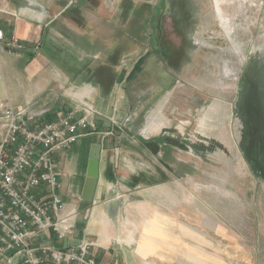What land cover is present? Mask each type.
<instances>
[{
	"label": "rangeland",
	"instance_id": "374dc122",
	"mask_svg": "<svg viewBox=\"0 0 264 264\" xmlns=\"http://www.w3.org/2000/svg\"><path fill=\"white\" fill-rule=\"evenodd\" d=\"M13 4L0 0V8ZM146 5L132 11L126 2L122 14H112L110 21L108 42L115 55L125 56V72L145 57L138 66L143 72L119 84L109 106L122 128L115 137H121V154L129 156L119 176L145 185L156 182L150 172L140 175L148 166L156 168L142 152L151 154L155 147L147 148L143 140L153 141L162 132L173 135L176 149H170L166 160L175 165L171 180L185 183L194 201H203L194 213L209 220L215 214L218 228H225L224 245L239 243L242 261L264 264V94L256 92L254 86L261 83L253 73L264 59V0H224L225 21L215 0H154L152 7ZM99 35L98 30L96 47L86 45L91 54L104 45L110 49L107 38ZM100 141L84 138L60 155L81 157L86 169L90 146ZM112 142L102 158L108 170L117 153V142L107 140ZM90 209L87 203L80 205L79 232ZM232 257L226 254V262Z\"/></svg>",
	"mask_w": 264,
	"mask_h": 264
},
{
	"label": "crops",
	"instance_id": "0c3cea01",
	"mask_svg": "<svg viewBox=\"0 0 264 264\" xmlns=\"http://www.w3.org/2000/svg\"><path fill=\"white\" fill-rule=\"evenodd\" d=\"M11 1L13 6L0 8V30L4 33L0 41V101L34 115L39 125L78 106L89 107L102 116H98L101 129L110 126L108 131L113 130L103 117L112 116L110 102L116 87L143 72L138 66L145 57L125 72V56L115 55L108 42L112 14H122L126 2L133 11L141 4L152 7L154 0ZM98 30L101 38H107L110 49L107 51L104 45L103 52L102 47L91 54L86 45L93 43L96 47ZM108 139L117 142V153L109 170L102 159L105 169L101 165L100 184L94 203L89 204L85 227L97 242L100 264H261L257 260L242 261L239 243L224 245L225 228H218L215 214L209 220L198 211L194 213V206L202 208L203 201H194L191 188L171 180L172 172L159 166L160 150L151 154L142 150L156 168L148 166V171L140 175L150 172L156 182H127L119 176L129 164V156L121 154L117 141L121 137L105 140L102 158L113 144H107ZM61 155L58 162L62 182L81 196L87 167L83 168L81 157ZM226 254H233L231 261L226 262Z\"/></svg>",
	"mask_w": 264,
	"mask_h": 264
},
{
	"label": "built area",
	"instance_id": "2783aa9c",
	"mask_svg": "<svg viewBox=\"0 0 264 264\" xmlns=\"http://www.w3.org/2000/svg\"><path fill=\"white\" fill-rule=\"evenodd\" d=\"M98 116L92 108L78 106L39 125L34 115L0 101L3 264H100L97 242L77 227L82 198L64 186L58 162L60 154L80 140L97 136L104 147L107 138L122 130L111 116L103 119L113 130L103 132Z\"/></svg>",
	"mask_w": 264,
	"mask_h": 264
},
{
	"label": "water",
	"instance_id": "95a60500",
	"mask_svg": "<svg viewBox=\"0 0 264 264\" xmlns=\"http://www.w3.org/2000/svg\"><path fill=\"white\" fill-rule=\"evenodd\" d=\"M103 147L101 143H94L90 148L85 181L81 198L84 203L93 204L101 179Z\"/></svg>",
	"mask_w": 264,
	"mask_h": 264
},
{
	"label": "flooded vegetation",
	"instance_id": "af4514ba",
	"mask_svg": "<svg viewBox=\"0 0 264 264\" xmlns=\"http://www.w3.org/2000/svg\"><path fill=\"white\" fill-rule=\"evenodd\" d=\"M262 59L263 58H261V60ZM261 60L259 61V67L258 68L255 67L254 68L255 71L253 70L254 72L253 71L252 72L254 74H259L258 82L261 83V85L257 84L254 86V88L256 89V92H258L260 95H263L264 94V59L262 61ZM161 134L162 135L157 137L156 140L143 142V143L145 145H149L150 147L151 146L155 147V150L156 149L160 150L162 153V156L159 159V166L167 168V169H169L170 172L173 173L175 168H173L171 165H169L166 160L170 157V154H169V153H171L170 149H176V144H175V141L172 140L173 135H170V134L168 135L165 132H162ZM168 136H169V138H168ZM166 140H167V142H166ZM254 149H255V147H254Z\"/></svg>",
	"mask_w": 264,
	"mask_h": 264
},
{
	"label": "bare ground",
	"instance_id": "6f19581e",
	"mask_svg": "<svg viewBox=\"0 0 264 264\" xmlns=\"http://www.w3.org/2000/svg\"><path fill=\"white\" fill-rule=\"evenodd\" d=\"M223 1H224V0H215V2H216V6H217V10H218V13H219L220 17H221V15H222V10H221V8H222V3H223ZM221 19H222L223 21H225L222 17H221Z\"/></svg>",
	"mask_w": 264,
	"mask_h": 264
},
{
	"label": "trees",
	"instance_id": "16d2710c",
	"mask_svg": "<svg viewBox=\"0 0 264 264\" xmlns=\"http://www.w3.org/2000/svg\"><path fill=\"white\" fill-rule=\"evenodd\" d=\"M50 120V119H49Z\"/></svg>",
	"mask_w": 264,
	"mask_h": 264
}]
</instances>
